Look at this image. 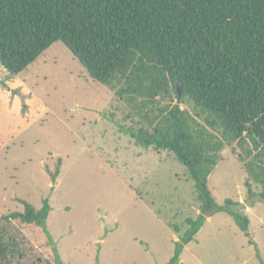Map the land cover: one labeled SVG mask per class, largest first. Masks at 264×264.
Here are the masks:
<instances>
[{
  "label": "rangeland",
  "instance_id": "obj_1",
  "mask_svg": "<svg viewBox=\"0 0 264 264\" xmlns=\"http://www.w3.org/2000/svg\"><path fill=\"white\" fill-rule=\"evenodd\" d=\"M176 102L163 96L154 107ZM147 125L135 104L93 79L60 40L18 75L0 64V227L23 253L13 264H48L53 247L63 264H168L200 213L206 221L181 263L264 264V201H249L245 185L248 178L256 187L250 146L226 147L208 177L219 204L242 202L247 236L228 211L207 215L171 151L139 144L124 130ZM44 199L51 241L41 227L6 218L25 202L41 209Z\"/></svg>",
  "mask_w": 264,
  "mask_h": 264
},
{
  "label": "trees",
  "instance_id": "obj_2",
  "mask_svg": "<svg viewBox=\"0 0 264 264\" xmlns=\"http://www.w3.org/2000/svg\"><path fill=\"white\" fill-rule=\"evenodd\" d=\"M59 40L148 122L124 130L139 144L171 151L195 181L204 209L228 211L250 236L242 202L219 204L208 177L226 147L250 146L247 170L256 187L246 179L247 199L264 201V0H0V64L12 75ZM172 95L176 103L154 107ZM50 209L48 199L41 209L25 202L23 212L6 218L35 224L49 239ZM205 221L204 213L189 220L168 264H184V247ZM53 255L48 264H63L55 247ZM22 256L0 227V260L13 264Z\"/></svg>",
  "mask_w": 264,
  "mask_h": 264
},
{
  "label": "water",
  "instance_id": "obj_3",
  "mask_svg": "<svg viewBox=\"0 0 264 264\" xmlns=\"http://www.w3.org/2000/svg\"><path fill=\"white\" fill-rule=\"evenodd\" d=\"M177 91H178V102L180 101V98H181V88L179 87V85H177ZM216 211V208H211V211L209 212L206 211L207 215L212 213V212H215Z\"/></svg>",
  "mask_w": 264,
  "mask_h": 264
},
{
  "label": "crops",
  "instance_id": "obj_4",
  "mask_svg": "<svg viewBox=\"0 0 264 264\" xmlns=\"http://www.w3.org/2000/svg\"><path fill=\"white\" fill-rule=\"evenodd\" d=\"M3 68V67H2ZM4 69V68H3ZM187 247V246H186ZM186 247H185V249H186Z\"/></svg>",
  "mask_w": 264,
  "mask_h": 264
}]
</instances>
